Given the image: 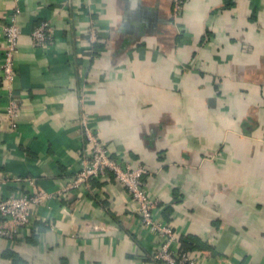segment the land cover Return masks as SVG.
<instances>
[{
  "label": "crops",
  "instance_id": "0c3cea01",
  "mask_svg": "<svg viewBox=\"0 0 264 264\" xmlns=\"http://www.w3.org/2000/svg\"><path fill=\"white\" fill-rule=\"evenodd\" d=\"M184 1L174 19L171 0H0V64L16 7L22 31L16 130L0 88V176L56 192L88 148L87 110L112 156L148 168L157 216L199 264H264V0ZM42 22L54 28L46 48L32 39ZM33 219L16 243L0 238V264H159L158 239L115 181Z\"/></svg>",
  "mask_w": 264,
  "mask_h": 264
},
{
  "label": "built area",
  "instance_id": "2783aa9c",
  "mask_svg": "<svg viewBox=\"0 0 264 264\" xmlns=\"http://www.w3.org/2000/svg\"><path fill=\"white\" fill-rule=\"evenodd\" d=\"M171 1L176 19L183 11L185 1ZM19 14L20 9L16 7L12 21L4 27L6 50L0 64V88L7 92V118L13 130L18 128L21 114V104L13 94L18 74L16 57L22 33L16 22ZM53 33V26L49 22H42L32 32L34 45L46 48L52 43ZM90 41L92 44L98 42L95 28L90 31ZM92 120L91 113L83 110L79 123L88 148L81 157L79 170L56 192H47L33 177L0 176V238L16 243L21 229L34 226V207H44L50 200L65 198L72 191L88 192L94 182L111 184L115 181L136 204L143 228L158 239L156 248L150 254L152 261L159 264H199L198 257L182 248L179 234L172 224L157 216L159 205L150 196L146 182L148 168L132 159L112 156L108 146L96 134ZM12 186H16L18 191H10ZM94 230H99V226H95Z\"/></svg>",
  "mask_w": 264,
  "mask_h": 264
},
{
  "label": "trees",
  "instance_id": "16d2710c",
  "mask_svg": "<svg viewBox=\"0 0 264 264\" xmlns=\"http://www.w3.org/2000/svg\"><path fill=\"white\" fill-rule=\"evenodd\" d=\"M181 246L182 248H184L185 250L189 251V249H191L193 247L192 241L189 240V238H184L183 240H181Z\"/></svg>",
  "mask_w": 264,
  "mask_h": 264
}]
</instances>
